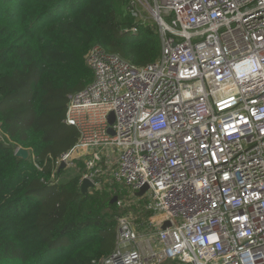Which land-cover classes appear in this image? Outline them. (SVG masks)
Listing matches in <instances>:
<instances>
[{"label":"built area","instance_id":"2783aa9c","mask_svg":"<svg viewBox=\"0 0 264 264\" xmlns=\"http://www.w3.org/2000/svg\"><path fill=\"white\" fill-rule=\"evenodd\" d=\"M122 1L160 53L137 65L92 45L63 119L77 140L50 157L80 161L88 190L147 184L96 264H264V0Z\"/></svg>","mask_w":264,"mask_h":264},{"label":"trees","instance_id":"16d2710c","mask_svg":"<svg viewBox=\"0 0 264 264\" xmlns=\"http://www.w3.org/2000/svg\"><path fill=\"white\" fill-rule=\"evenodd\" d=\"M121 1L0 0V264H96L114 248L116 214L128 210L120 193H82L79 174L51 173L65 170L53 160L77 140L63 119L68 94L93 79L88 49L99 44L137 65L160 53L157 31L131 30Z\"/></svg>","mask_w":264,"mask_h":264},{"label":"rangeland","instance_id":"374dc122","mask_svg":"<svg viewBox=\"0 0 264 264\" xmlns=\"http://www.w3.org/2000/svg\"><path fill=\"white\" fill-rule=\"evenodd\" d=\"M118 10H120V12H121V13H119L120 16H121V14L122 15H127V14L129 15V13L125 9V3L124 2L122 3V1H121V3L120 2L118 3ZM82 166L83 165L80 161H76V167H68L59 176H56L54 181L67 180L75 174H79L81 176L82 171H81V169H78V168H82ZM119 192H120V198L121 199L118 200V202H119L118 205L124 209H128L124 213H126L127 211H130L132 213V218L135 219L139 215V213H141V212H139L140 206L135 204L134 200H133V197H136V195H134L135 192L131 191L129 189L126 190L125 188H122V187L119 188ZM117 199H118V197H117ZM124 213H122V214H124ZM116 216L118 218L117 214H116Z\"/></svg>","mask_w":264,"mask_h":264},{"label":"water","instance_id":"95a60500","mask_svg":"<svg viewBox=\"0 0 264 264\" xmlns=\"http://www.w3.org/2000/svg\"><path fill=\"white\" fill-rule=\"evenodd\" d=\"M114 121V115L113 113H110L109 115V122L110 123H113ZM111 133H112V130H111ZM15 156L19 157V158H22V159H28L29 155H30V151L27 149V148H24V147H18L16 150H15ZM65 167V163L64 162H61L60 164V168H64ZM92 186V183L90 180H88L87 178H84L80 184V189H81V192L82 193H85L88 189V187ZM147 189V184H144L140 190L136 193V195L140 196L142 195L145 190ZM117 199L116 196H114L111 200V202L115 201ZM169 223L168 221H166L163 225V228L165 226H167Z\"/></svg>","mask_w":264,"mask_h":264}]
</instances>
